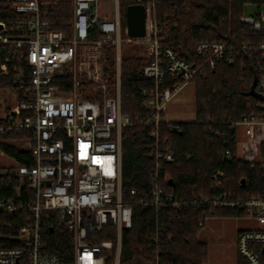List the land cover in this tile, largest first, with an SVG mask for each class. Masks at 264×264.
Here are the masks:
<instances>
[{"label":"built area","instance_id":"obj_1","mask_svg":"<svg viewBox=\"0 0 264 264\" xmlns=\"http://www.w3.org/2000/svg\"><path fill=\"white\" fill-rule=\"evenodd\" d=\"M5 1L22 16L0 19V44L26 48L29 75L19 79V99L0 117V133L26 130L27 134L3 139L0 153L7 154L5 145H14L6 140L20 138L32 152L33 164L18 162L1 170L16 179L17 186L13 196L0 198V264H121L123 232L133 226L135 207L159 214L188 205L208 212L206 217L231 210L236 217L257 222V228L237 232L236 246L247 264H264V195L245 194L251 185L245 177L244 183L243 178L239 180L238 191L228 190L222 169L211 176L212 194L187 198L165 189L161 184L165 163L174 161L176 153L160 132L162 124L171 123L164 112L174 95L205 66L214 67L219 60L234 64L245 50L251 52L257 68L256 89L264 95V40L200 41L195 50L209 56L196 66L161 42L157 0L131 4L144 6L143 34L129 32L119 0H114L111 16L100 6L107 0H72L65 29L54 28L50 18L57 0ZM240 20L253 31H263L264 9L244 14ZM135 44L149 57L139 72L151 82L138 87L143 110L137 122L122 109L121 89L122 55ZM1 64L5 73L6 63ZM257 107L258 114L233 123L245 128L244 157L235 156L230 148L225 157L251 162L252 167L259 164L264 175L260 148L264 102ZM136 123L149 127L152 166L145 189L131 186L130 194L138 198L126 200L123 130ZM258 125L263 137L252 141ZM53 222L69 235L65 251L69 260L49 251L47 232L55 231ZM168 230V222L157 218L149 241L172 240ZM153 257V264H161L160 250Z\"/></svg>","mask_w":264,"mask_h":264},{"label":"trees","instance_id":"obj_2","mask_svg":"<svg viewBox=\"0 0 264 264\" xmlns=\"http://www.w3.org/2000/svg\"><path fill=\"white\" fill-rule=\"evenodd\" d=\"M51 8L50 18L56 29H65V22L72 12V0H57ZM135 0H119L123 14ZM148 3L151 0H143ZM156 19L160 27V40L165 46L174 47L179 56L196 66H200L209 54H200L195 46L200 41L249 42L263 41V31H253L240 20L247 5L258 12L264 8V0H157ZM11 5L0 0V19L21 17ZM122 55L121 89L122 109L137 122L142 114L141 97L138 87L149 85L139 69L149 59L141 45H131ZM26 48L13 44H0V64L6 63L8 73H1L0 88L17 87L19 78H27L29 68L26 61ZM257 72L252 54L245 50L234 64L224 60L214 67L205 66L192 79L195 88V119L184 122H171L160 127L161 137L174 149L176 158L166 162L161 177L165 189L173 190L181 196L192 198L200 194H212L210 179L215 171L226 172V186L230 191L239 190V180L250 179L246 190L248 195H264V175L259 164L242 159L229 161L225 157L227 148L235 156L239 149L240 131L234 122L258 114L261 101L251 95L250 90ZM19 99V95H18ZM149 127L136 123L123 130V196L126 200L137 199L130 194V187L137 185L145 189L152 166L148 144ZM26 130L14 133H0L3 139L22 137ZM7 154L20 163L33 164L32 152L18 149L14 145L4 146ZM264 152V143L260 145ZM189 155V156H188ZM0 168V198L15 194L17 180L2 173ZM218 214L234 215L231 210L217 211ZM208 212L193 206L164 210L159 214L135 207L133 226L123 232L121 264H153V255L160 250L161 264H204L207 262L208 245L199 237L200 222ZM168 222V234L172 240L155 244L148 236L154 230L156 219ZM54 232H47L49 251L62 260H69L65 254L69 247V235L53 222ZM106 237V236H103ZM240 264H247L241 261Z\"/></svg>","mask_w":264,"mask_h":264},{"label":"rangeland","instance_id":"obj_3","mask_svg":"<svg viewBox=\"0 0 264 264\" xmlns=\"http://www.w3.org/2000/svg\"><path fill=\"white\" fill-rule=\"evenodd\" d=\"M101 8H105L108 11V16L112 15V11H114L115 8V1L114 0H107V2H102L100 4ZM264 9V8H263ZM256 10V8L251 5H247L245 9V14L252 13ZM136 45V44H135ZM130 46V45H129ZM128 47L124 49V54L129 52ZM130 53V52H129ZM2 68V64H1ZM0 68V69H1ZM2 74L3 71H1ZM5 73H8L7 64L5 65ZM188 90L190 89V93H192V97L195 95V88L194 83L191 82L188 86ZM6 89H1L0 93L2 91L4 92L3 95L4 99L9 98L8 101L13 106L17 102V87H5ZM186 90H184L182 93L178 94L173 102L169 106V111L167 113V117L171 120H178L179 116L183 117L184 114H182L184 111L189 113L191 110L193 111V107H189L187 104H184L185 99L187 100L190 98L189 94L185 95ZM8 96V97H7ZM187 96V97H186ZM194 99V97H193ZM3 102V99L0 98V103ZM194 115V114H193ZM257 131L254 137L257 140L262 139V128L260 125L256 126ZM240 133H245L244 126L239 127ZM245 135V134H244ZM246 137H241L239 140V149L237 151V154L241 157H244V153L241 150V143L242 141H245ZM9 142L10 144H14L16 148L18 149H25L23 147L22 140L16 139H9L5 142ZM28 147V146H27ZM18 164V161H16L14 158L9 156L8 154L0 153V166L1 169L5 170L9 167H15ZM209 217L210 220L205 219V226H202L199 232V237L202 240H205L208 245V257L207 262L208 264H237L238 259L240 261H245L240 255L238 254L237 246H236V234H237V227L240 225H245V227L249 228L251 223L246 222L242 219H245V217H236L235 215H223V214H210ZM241 218V219H240ZM248 220V219H247Z\"/></svg>","mask_w":264,"mask_h":264},{"label":"crops","instance_id":"obj_4","mask_svg":"<svg viewBox=\"0 0 264 264\" xmlns=\"http://www.w3.org/2000/svg\"><path fill=\"white\" fill-rule=\"evenodd\" d=\"M127 11V10H126ZM125 15H126V13H125ZM127 16V15H126ZM22 77H20L19 79H21ZM192 82V81H191ZM191 82H189V83H187L176 95H174V97L171 99V101L167 104V107H166V110H165V112H164V118L167 120V121H170V122H173V123H175V122H184V121H191V120H193V119H195V97H196V93H195V95L193 96L194 97V99H193V97H192V93H190V89L188 90V86H189V84L191 83ZM2 89V88H1ZM1 89H0V91H1ZM4 89H6L5 87H3V90ZM184 90H186V94L185 95H190L189 97L190 98H188L187 100L185 99V101H184V104H187L189 107H193L194 109H193V111L191 110V112H189V113H187V112H183L182 114H184V116L183 117H180L179 116V118H178V120H171V119H169L168 117H167V113H168V109H169V106H170V104L173 102V100H174V98L178 95V94H180V93H182ZM17 99H18V95H19V88L17 87ZM3 95H5L4 94V92L2 91V93H0V98L1 99H3V102L2 103H0V117H2V116H4L5 114H6V111L11 107V103L8 101V99L9 98H5L4 99V97H3ZM6 96V95H5ZM8 97V96H7ZM187 97V96H186ZM194 114V115H193ZM256 131H257V127H255V129H254V132H253V135L251 136V140L252 141H260V140H257L255 137H254V135L256 134ZM245 134V133H244ZM243 133L241 134L240 133V138L241 137H246V134L244 135ZM262 134V133H261ZM0 168H2L1 166H0ZM208 218V219H207ZM206 219L207 220H210L211 218L208 216ZM241 219V218H240ZM242 220H244V221H246V222H249L250 221V223H251V225H250V227L249 228H257L259 225H258V223L257 222H255V221H253V220H250V219H242ZM205 222V221H204ZM204 226H205V223H204ZM248 227V226H247ZM247 227H245V225H240L239 227H237V232L239 231V230H242V229H246ZM236 236H237V234H236ZM237 238V237H236ZM207 264H208V262H206ZM241 263V261L238 259V262H237V264H240Z\"/></svg>","mask_w":264,"mask_h":264},{"label":"water","instance_id":"obj_5","mask_svg":"<svg viewBox=\"0 0 264 264\" xmlns=\"http://www.w3.org/2000/svg\"><path fill=\"white\" fill-rule=\"evenodd\" d=\"M127 24L131 34H143L145 32V9L143 5H129L126 11ZM1 26V25H0ZM257 75L255 74L250 93L264 102V95L256 89ZM244 183V178L241 180ZM53 230V227H50Z\"/></svg>","mask_w":264,"mask_h":264}]
</instances>
